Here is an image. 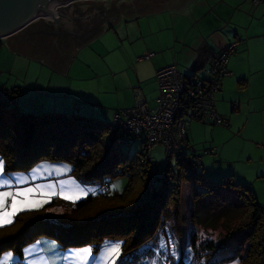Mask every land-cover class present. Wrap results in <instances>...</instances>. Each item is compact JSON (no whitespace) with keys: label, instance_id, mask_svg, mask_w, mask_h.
<instances>
[{"label":"crops","instance_id":"crops-1","mask_svg":"<svg viewBox=\"0 0 264 264\" xmlns=\"http://www.w3.org/2000/svg\"><path fill=\"white\" fill-rule=\"evenodd\" d=\"M71 5L86 9L79 14L84 18L93 14V10L99 12L81 22L76 31L60 30L57 19L40 17L0 39L2 47L8 46L15 56L34 63L43 71L31 84L12 86L21 87L17 96L21 112L93 114L95 104L83 100L82 84L92 80L100 82L102 76L111 90L103 88V92L112 93L120 100L116 109H110L113 114L103 110L102 117L111 113L113 119L119 110L133 107L134 89L143 92L150 107L155 106L158 86L154 82L159 69L175 65L186 76H205L213 59L228 45L238 42L237 51L229 61L230 78L233 77L229 83L234 84L239 107L231 103L230 121L221 115L231 127H240L241 137L248 135L250 129L258 128L250 127L252 122L264 124V44L261 43L264 6H254L251 0H68L52 3L50 12H69ZM124 24L129 30L123 29ZM104 37L115 40L116 45L110 52L121 55H112L106 69L78 65L82 54ZM149 52L155 54L153 58L139 60ZM88 68L91 69L89 74ZM221 92L222 98H226L228 90L224 83ZM241 95H245L244 100ZM228 97L233 99L231 93ZM249 140L251 144L264 145V133ZM225 148L223 144V153ZM258 152L257 160L248 155L246 158L248 162L258 163L252 169L260 177L264 175L261 167L264 152ZM229 174L236 184L250 187L256 195L253 184L245 176L233 171L224 177ZM56 249L58 245L54 240L44 238L27 247L23 259L6 253L0 257V264H41L42 260L51 264L46 256Z\"/></svg>","mask_w":264,"mask_h":264},{"label":"trees","instance_id":"trees-1","mask_svg":"<svg viewBox=\"0 0 264 264\" xmlns=\"http://www.w3.org/2000/svg\"><path fill=\"white\" fill-rule=\"evenodd\" d=\"M1 45L0 41V48ZM14 89L17 90L7 100L0 94V158L6 173L27 172L44 161L62 162L73 167L72 174L80 182L101 183L102 191L109 176L127 175L129 185L121 194H112L107 187V193L105 188L102 193L77 203L55 198L42 209L18 213L12 224L0 227V257L13 252L23 259L29 245L46 238L57 242L62 250L92 246L96 252L106 241H121L122 254L117 264H146L147 257L157 250L173 264H189L187 258L178 259L168 230L169 223L174 220L175 231L177 234L180 232L178 218H173L172 214L180 201L183 184L188 183L203 184L217 196L224 190L236 194L242 202L238 207L241 221L233 235L249 229L244 231L248 249L240 264H264V208L253 190L236 184L233 176L222 183L210 184L199 173V165L192 161L193 157H200L192 155L195 152L188 135L175 153L166 152V168L155 162L158 166L157 181L153 191L147 194L152 166L145 159L149 153L143 137L132 142L119 140L111 147L109 126L112 122L104 123L78 113L45 112L36 115L21 112L17 104L21 90ZM7 111L14 114L12 124L5 122ZM105 138L107 144L104 143ZM137 142L143 146L140 153L130 156L123 152V145L130 147ZM174 158L175 166L172 165ZM198 211L201 212L199 204L196 206ZM223 219V212L221 216L201 213L197 222L215 226ZM147 245L150 246L143 252ZM155 245L159 248L155 249ZM207 248L215 252L219 245L211 244Z\"/></svg>","mask_w":264,"mask_h":264},{"label":"rangeland","instance_id":"rangeland-1","mask_svg":"<svg viewBox=\"0 0 264 264\" xmlns=\"http://www.w3.org/2000/svg\"><path fill=\"white\" fill-rule=\"evenodd\" d=\"M260 6L263 7L264 5ZM122 27L124 30L128 28L127 24H124ZM100 39L93 43L94 47L88 49L89 52L86 50L82 54V59L80 58L77 61L78 65L87 64L93 66L94 70L96 69L95 65L99 68L105 67L106 69V63L109 58L112 55H117L119 52H110L114 47L115 40L106 37L101 41ZM261 43L264 44V40H261ZM125 45L127 46L128 43H125ZM40 69L34 63L29 64L23 58L15 56L8 46H1L0 88H19L21 90V87L12 86H22L26 82L31 84L34 78L42 75L43 71ZM83 69L86 71V68ZM90 71L91 69L88 68L87 73L89 74ZM232 78H225L223 82L225 90H228L227 97L223 99L221 96L222 92L218 93L217 97L218 113L224 115L229 121L231 119V105L233 104V106L239 107V104L236 103L237 97L235 95L234 84L229 83ZM100 80V82L92 80L82 84L84 89L80 94L83 100L95 104L92 106L96 110L93 111V114L89 113V117H93L104 123H111L113 120L111 118L113 112L110 109H116L118 107L117 103L120 100L117 96L109 93L111 90L107 88V84H104L103 76L100 77ZM154 83L157 84V81L155 80ZM103 88L109 92H103ZM92 90L94 91L92 92ZM75 91L78 93V90ZM230 93L233 95V99L228 97ZM240 97L243 100L245 99V95H241ZM79 101L80 99L77 102ZM153 107L151 106V108ZM103 110L111 111L112 114L106 113L102 117ZM243 116H245V112H243ZM13 120L14 114L11 111H7L5 114V122L12 124ZM239 121H241V118ZM227 124V126H218L203 124L198 121L187 122L186 129L189 143L195 152L192 155L197 154L201 158V165L198 166V171L210 184L226 181L232 173L227 177H224V174L233 171L245 176L253 184L258 201L264 208V175L259 177L256 174L257 172L252 169L258 163L256 161L248 162L246 158L248 155L254 160H257L259 158L258 151L264 152V145L251 144L249 140V138L256 139L264 133V124L260 123L259 125L256 122H252L250 127L258 128L250 129L248 135L242 137L238 133L240 127H231L228 121ZM243 138L247 141L243 140ZM104 143L107 144V138L104 139ZM223 144L226 147L224 153ZM142 149L143 146L140 142L130 147L127 145L122 146L123 152L129 153L130 156L140 153ZM152 159L161 164L163 168L168 166L166 150L162 146H158L153 150ZM0 162L3 163L1 158ZM172 165L175 166V158L172 161ZM261 167L262 173L264 174V161H262ZM72 171L73 167L68 163L51 161L41 162L27 172L16 171L6 173L4 171V174L0 175V185H3V187H0V193L6 192L10 194L7 201V210L9 212H11V196L17 192L33 189L34 195L32 199L39 203L32 207L18 205L17 213L11 217H5L4 225L0 227L12 224L18 213L42 209L49 205L55 198H60L70 203H77L80 200L86 199L88 196L102 193L107 187L112 194H121L129 185V177L127 175H119L117 177L109 176L106 178V185L102 191L101 183H82L72 174ZM42 191L48 194L42 195ZM19 199L22 200L23 197H19ZM241 203V200L238 199L235 193L224 190L217 196L211 194L209 188L203 184L184 183L180 201L177 203L175 212L172 214L173 218H178L180 232L178 234L176 233L174 220L168 226V230L176 246L178 259L183 260L187 258L189 264H240L242 257L248 249V243L245 238L247 235L245 237L243 236L245 234L244 231H249V229H246L238 232L237 235H233L234 230L240 225L241 214L238 207L241 206ZM198 204L201 212H196V206ZM222 212L224 213V219L215 226H205L197 222L199 218L201 219V213H204L205 216H221ZM9 219L12 220L10 224L8 223ZM205 220H208V218L206 217ZM211 244L219 245V248L215 252H212L207 248ZM32 245L34 244L28 247ZM57 245L58 250L56 249L51 255L46 256V260H50L51 264H117L122 254L121 241H106L98 252L92 246L62 250L58 243ZM149 246L147 245L143 248V252ZM154 248L158 249L159 246L155 245ZM85 249L89 250L88 253L84 252ZM6 255L15 257L13 252H9ZM145 262L146 264H173L165 254L160 253L158 250L154 255H149ZM41 264L47 263L45 260H42Z\"/></svg>","mask_w":264,"mask_h":264},{"label":"built area","instance_id":"built-area-1","mask_svg":"<svg viewBox=\"0 0 264 264\" xmlns=\"http://www.w3.org/2000/svg\"><path fill=\"white\" fill-rule=\"evenodd\" d=\"M254 6L264 5V0H251ZM238 42L228 45L212 61L205 76L189 77L171 65L159 69L156 73L158 97L151 108L140 89H135L133 107L119 111L109 126V145L112 147L119 140L132 142L138 137L145 139L148 155L145 159L152 166L146 193L153 191L157 181V164L151 152L158 146L170 154L175 153L186 139L188 121L203 124L227 126L226 119L218 113L217 94L220 93L225 78L232 75L229 70L230 58L236 53ZM154 53L149 52L139 60L151 59ZM17 89L0 88L4 99H9ZM200 165L201 159L192 160ZM108 192L106 188L105 193Z\"/></svg>","mask_w":264,"mask_h":264},{"label":"water","instance_id":"water-1","mask_svg":"<svg viewBox=\"0 0 264 264\" xmlns=\"http://www.w3.org/2000/svg\"><path fill=\"white\" fill-rule=\"evenodd\" d=\"M65 1L68 0H0V39L11 36L40 18L36 17L37 14L57 19L60 30L76 31L79 30L81 22H85L90 16H95L99 12L93 10V14L84 18L79 14L86 9L80 10L72 5L69 12L59 10L50 12L52 3Z\"/></svg>","mask_w":264,"mask_h":264},{"label":"snow or ice","instance_id":"snow-or-ice-1","mask_svg":"<svg viewBox=\"0 0 264 264\" xmlns=\"http://www.w3.org/2000/svg\"><path fill=\"white\" fill-rule=\"evenodd\" d=\"M5 171L4 165L2 162H0V175H3ZM0 187H3V185H0ZM42 195H47L46 192H41ZM9 193H0V226L4 225L5 217H11L14 216L18 211V205L21 206H28L32 207L38 204V201H35L33 198L34 190L33 189H27L22 192H17L15 194H12L11 196V212L7 210V201L9 197ZM19 197H23V199H19ZM8 223H12V220L9 219ZM89 250L85 249L84 252L88 253ZM79 255V254H77Z\"/></svg>","mask_w":264,"mask_h":264},{"label":"bare ground","instance_id":"bare-ground-1","mask_svg":"<svg viewBox=\"0 0 264 264\" xmlns=\"http://www.w3.org/2000/svg\"><path fill=\"white\" fill-rule=\"evenodd\" d=\"M36 17H42L43 18V15H41V14H37V16ZM45 17V16H44ZM47 17V16H46ZM48 18V17H47Z\"/></svg>","mask_w":264,"mask_h":264}]
</instances>
